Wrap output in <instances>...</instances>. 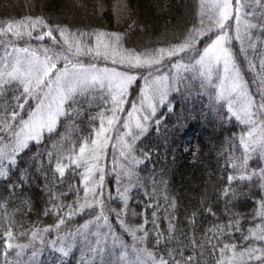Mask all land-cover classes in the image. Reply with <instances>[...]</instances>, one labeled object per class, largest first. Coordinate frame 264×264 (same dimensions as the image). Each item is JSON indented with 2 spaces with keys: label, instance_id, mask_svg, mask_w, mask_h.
Here are the masks:
<instances>
[{
  "label": "snow or ice",
  "instance_id": "obj_1",
  "mask_svg": "<svg viewBox=\"0 0 264 264\" xmlns=\"http://www.w3.org/2000/svg\"><path fill=\"white\" fill-rule=\"evenodd\" d=\"M113 10L118 18L125 16L127 0H117ZM196 14L198 25L175 42L140 48L126 47L125 33L73 31L67 24L44 16L0 21V177L8 176L21 153L27 155L30 142L40 144L47 134L49 139L53 135L57 139L51 145L52 151L41 155L47 156L49 166L54 162L58 180L62 181L71 167L83 185L82 197L78 188L72 189L77 197L72 204L54 203L51 209L44 210L45 216L54 213L56 222L35 227L31 231L33 242L44 245V236L55 232L56 239L50 241L52 250L68 257L78 238L91 256L89 264H199L191 255H173L176 249L167 245L175 243L174 235L165 237L162 245L158 201L142 211L152 208L154 247H163V254L144 246L149 235L148 215H144L142 223L129 224L124 219L135 214L128 205L133 199L132 189L140 184L137 166L143 160L136 153L150 158L137 147L138 142L143 143L153 124L159 126V108L167 106L173 110L171 93L181 92V85L190 90L198 82V88L209 94L218 115L234 118L244 126L238 137L243 150L238 158L241 163H232V168L241 174L230 176L229 183L233 179L237 183L254 182L260 189L253 213V219L259 218L260 223L242 230L240 214L228 208L226 200V223L209 230L215 233L212 250L219 246L218 264H264V167L259 171L247 168L253 154L264 159V91L257 90V100L241 67L246 62L247 70L255 72L250 52L258 55L262 72L256 74L253 83L258 82L264 89V0H198ZM233 41L239 44L238 52L234 51ZM140 80L143 86L137 84ZM83 124H87L86 129L81 128ZM109 146L110 168L106 163ZM33 159L35 162L37 158ZM109 172L117 185V208L108 205L111 193L105 195ZM26 175L27 169L21 175V185ZM159 184L167 188L163 178ZM158 190L153 180L152 200H157ZM222 194L234 203L243 193L222 189ZM61 198L66 195L53 197ZM163 199L168 201L167 231L172 234L175 216L170 209H176V203L166 195ZM86 210L92 219L74 233L62 229L66 221ZM206 210L215 215L211 208ZM109 215L132 237L131 245L116 234L109 224ZM191 219L195 224V213ZM237 232L242 241L239 251L235 243H223ZM2 239L5 264H36L39 253L34 243H13L11 227H6ZM28 249L31 259L25 260L22 257ZM9 250L15 253L12 261L8 260Z\"/></svg>",
  "mask_w": 264,
  "mask_h": 264
},
{
  "label": "trees",
  "instance_id": "obj_2",
  "mask_svg": "<svg viewBox=\"0 0 264 264\" xmlns=\"http://www.w3.org/2000/svg\"><path fill=\"white\" fill-rule=\"evenodd\" d=\"M197 2L198 0H127L128 12L118 18L113 10L117 0H0V21L44 16L49 21L67 24L73 31L79 29L83 32L102 30L125 33L126 47H161L175 42L182 33L198 25ZM233 44L234 51L238 52V42ZM259 47L257 44V48ZM250 58L256 64L255 72L247 70L246 62L242 64V68L248 80H257L256 74L262 72L259 56L250 52ZM137 84L142 86L143 81L140 80ZM137 84L133 85V89L137 88ZM257 84L260 87L258 82ZM181 89V92H173L169 97L173 110L169 111L167 106L159 108L156 115V119L160 121L159 126L153 124L143 138V143L137 144L150 158L144 159L140 152L136 153L143 162L137 166L139 187L132 189L133 199L128 205L135 214H129L124 219L125 223L136 224L142 223L144 215H148L149 223L146 227L149 235L144 246L163 254V247H154L155 229L150 215L152 208L148 207L146 213L142 211L149 204L155 205L158 201L160 210L157 212V224L162 233V245L165 237L174 235L175 243L167 245L169 249H176L174 256L179 252L183 253V257L191 255L199 264H218L219 246L212 250V244L216 243L213 239L215 233L209 230L217 224L226 223L225 217L229 213L225 211V201L227 200L228 208L240 214L242 230L254 227L260 223L259 218L253 219L256 202L260 199V195H257L260 189L254 182L237 183L233 179L229 183L230 176L235 178L241 174L232 168V163L238 166L241 163L238 158L242 156L243 150L238 145V137L244 131V126L234 118L228 120L218 115L210 103L209 94L199 89L198 84L190 90H184V86ZM79 123L77 120V124ZM81 128L86 129L87 124L81 125ZM56 139L55 135L49 139L45 134L40 144L30 142L27 155L21 153L17 157L18 164L12 167L8 176L0 177V264H5L2 234L6 227H11L13 243L36 245L39 253L36 264H89L91 256L78 238L68 257L52 250L50 241L56 239L55 232L44 236V245L31 239V231L35 227L44 228L56 222L54 213L44 215L45 209H51L54 203L72 204L77 199L73 188H78L79 196H83V185L71 167L60 181L58 173L54 172V162L49 166L47 156L41 155L52 151L51 145ZM34 157L37 158L35 162ZM261 167H264V159L253 154L248 160V171H259ZM25 169L27 175L21 185V175L25 173ZM161 178L166 182V189L159 184ZM153 180L159 189L155 193L157 200L151 199ZM105 184V195L110 192L112 197L108 205L117 208L120 201L117 199V185L111 172L106 176ZM222 189L243 194L233 203L223 196ZM61 193L66 198L53 199ZM164 195L176 203V209H170L175 216L172 220L175 226L172 234L167 231L169 215L165 209L168 208V201L163 199ZM207 208H211L215 215L209 213ZM193 213L195 224L191 219ZM90 219L92 216L86 210L66 221L62 229L74 233ZM109 224L127 244L133 243L132 237L123 232L112 215H109ZM240 237L241 233L237 232L231 240L225 239L223 243H235L239 251L242 243ZM30 253L31 249L26 250L22 258L31 259ZM15 258L14 250H9L8 260Z\"/></svg>",
  "mask_w": 264,
  "mask_h": 264
},
{
  "label": "rangeland",
  "instance_id": "obj_3",
  "mask_svg": "<svg viewBox=\"0 0 264 264\" xmlns=\"http://www.w3.org/2000/svg\"><path fill=\"white\" fill-rule=\"evenodd\" d=\"M229 23H231V21L229 22ZM230 34H231V32H230ZM233 42H235V41H233ZM243 65H241V67H242ZM242 71H244L243 70V68H242ZM244 75H245V79L246 80H248L247 78H246V74H245V71H244ZM249 81V88H250V91L256 96V98H257V100H259V94H258V89H260V90H262V91H264V89H262L261 88V86L259 87V85L257 84V83H253V81L254 80H248ZM196 84H198V82L197 83H195L193 86H196ZM143 86V85H142ZM182 86H184V85H181V87ZM111 151H112V149H111V146H109V157H108V160H107V166H108V168H110L111 167V164H112V158H111ZM117 163H119V157H117ZM107 176V175H106ZM105 182H106V178H105ZM82 242V241H81Z\"/></svg>",
  "mask_w": 264,
  "mask_h": 264
}]
</instances>
